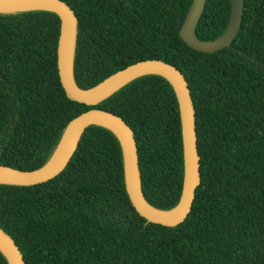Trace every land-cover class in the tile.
<instances>
[{
  "label": "trees",
  "instance_id": "1",
  "mask_svg": "<svg viewBox=\"0 0 264 264\" xmlns=\"http://www.w3.org/2000/svg\"><path fill=\"white\" fill-rule=\"evenodd\" d=\"M76 18L73 78L89 88L144 59L185 78L193 104L198 181L174 226L148 221L127 193L122 144L91 124L63 169L31 185L0 183V227L23 264H264V0H242L231 43L215 51L180 35L193 0H62ZM233 0H205L201 40L222 37ZM60 17L32 8L0 12V165L46 164L68 123L100 108L125 120L142 193L154 208L179 202V105L162 75L137 76L94 105L71 98L57 67ZM0 264H9L0 250Z\"/></svg>",
  "mask_w": 264,
  "mask_h": 264
},
{
  "label": "water",
  "instance_id": "2",
  "mask_svg": "<svg viewBox=\"0 0 264 264\" xmlns=\"http://www.w3.org/2000/svg\"><path fill=\"white\" fill-rule=\"evenodd\" d=\"M204 3L205 0H193L192 7L179 32L182 39L192 48L210 52L231 43L241 23L243 2L242 0H233L227 31L222 37L213 41L201 40L195 34V25L203 10ZM31 4H39V6L28 7ZM32 8L53 10L60 17L57 67L61 84L71 98L87 105H94L131 79L146 73L162 75L170 82L177 97L181 121L183 145L182 191L177 205L168 211L156 209L146 201L142 193L138 155L132 130L123 118L100 108H90L78 114L68 123L52 156L63 142L62 151L53 163L49 164L51 156L46 164L33 170H20L0 165V183L31 185L50 179L67 164L83 130L88 125L99 124L111 129L121 141L125 187L135 209L148 221L154 223L174 226L182 222L191 208L199 170L193 104L187 82L181 72L165 61L155 58L144 59L113 72L89 88H80L73 78L76 18L72 9L62 0H0V12ZM102 121L114 125L117 131L102 123ZM0 245V250L9 264H23L16 244L1 227Z\"/></svg>",
  "mask_w": 264,
  "mask_h": 264
},
{
  "label": "bare ground",
  "instance_id": "3",
  "mask_svg": "<svg viewBox=\"0 0 264 264\" xmlns=\"http://www.w3.org/2000/svg\"><path fill=\"white\" fill-rule=\"evenodd\" d=\"M36 6H39V4H31L29 5L28 7H36ZM102 123L110 126L111 128H113L114 130L117 131L116 127L110 123H107L105 121H102ZM62 146H63V142L59 145L58 149L56 150V152L54 153V155L52 156V158L50 159L49 161V164L53 163L57 158L58 156L60 155L61 151H62ZM1 246V245H0Z\"/></svg>",
  "mask_w": 264,
  "mask_h": 264
}]
</instances>
